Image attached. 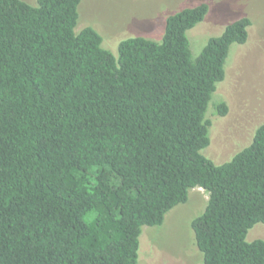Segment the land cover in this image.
Wrapping results in <instances>:
<instances>
[{"label": "trees", "instance_id": "1", "mask_svg": "<svg viewBox=\"0 0 264 264\" xmlns=\"http://www.w3.org/2000/svg\"><path fill=\"white\" fill-rule=\"evenodd\" d=\"M82 0H0V264H138L144 227L162 226L190 190L209 194L192 222L204 264H264V124L216 165L207 111L243 17L193 59L203 3L166 20L161 43L123 40L116 57ZM228 107L216 106L218 116Z\"/></svg>", "mask_w": 264, "mask_h": 264}, {"label": "rangeland", "instance_id": "2", "mask_svg": "<svg viewBox=\"0 0 264 264\" xmlns=\"http://www.w3.org/2000/svg\"><path fill=\"white\" fill-rule=\"evenodd\" d=\"M23 1L38 5V0ZM203 3L209 7L208 14L187 33L193 59L231 23L243 17L252 22L248 42L232 46L226 78L217 85L207 111L211 143L202 154L222 165L250 146L264 124V0H82L75 33L94 28L103 48L117 57L120 43L129 38L141 36L161 43L170 16ZM221 102L228 107L224 117L216 113ZM208 201L207 192L192 189L188 202L169 211L162 226L144 227L138 264H204L192 222L204 214ZM255 240H264V224L248 233L247 241Z\"/></svg>", "mask_w": 264, "mask_h": 264}, {"label": "crops", "instance_id": "3", "mask_svg": "<svg viewBox=\"0 0 264 264\" xmlns=\"http://www.w3.org/2000/svg\"><path fill=\"white\" fill-rule=\"evenodd\" d=\"M199 190H203V189H199ZM198 193H201V192H198Z\"/></svg>", "mask_w": 264, "mask_h": 264}]
</instances>
